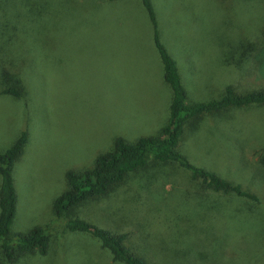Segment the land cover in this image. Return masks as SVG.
<instances>
[{"label":"rangeland","instance_id":"obj_1","mask_svg":"<svg viewBox=\"0 0 264 264\" xmlns=\"http://www.w3.org/2000/svg\"><path fill=\"white\" fill-rule=\"evenodd\" d=\"M151 2L189 101L217 98L226 84L241 91L264 84V46L240 68L222 62L231 54L225 39L262 42L264 0ZM45 10L41 20L25 23L15 43L28 94L22 100L0 94V151L26 128L11 171L16 209L8 234L43 226L49 240L44 255L8 262L0 253V260L124 264L97 238L66 230L52 203L67 188L65 172L92 168L117 136L133 141L165 123L170 89L151 25L140 0H49ZM178 150L258 201L201 187L186 169L149 161L82 202L78 217L125 232L147 264H264V105L186 126Z\"/></svg>","mask_w":264,"mask_h":264},{"label":"trees","instance_id":"obj_2","mask_svg":"<svg viewBox=\"0 0 264 264\" xmlns=\"http://www.w3.org/2000/svg\"><path fill=\"white\" fill-rule=\"evenodd\" d=\"M148 16L152 40L157 50L164 82L169 86L170 99L165 123L154 135L139 136L133 141L117 136L109 150L96 156L92 168L82 172H65L67 188L52 203L55 217H64L65 229L80 231L97 238L100 245L110 251L115 261L124 264H147L143 255L134 252L127 244V234L108 231L77 215V209L86 199H94L107 193L130 172L143 168L149 161L175 164L186 169L201 187L215 192L232 193L258 201V198L243 190L239 184L221 177L216 172L193 165L178 150L185 127L194 129L198 122L213 116H223L230 110L247 106L264 105V84L248 87L243 91L226 84L220 96L206 101H189L181 82L176 61L160 40L158 20L151 0H140ZM49 0H0V94L22 100L27 96V86L17 59L14 58L15 43L25 35L26 22L41 20ZM231 9V8H230ZM48 12V11H47ZM50 14V13H49ZM264 20V18H263ZM258 45L248 36L237 40L225 39L224 46L231 53L222 55V62L240 68L246 64L251 52L264 46V30ZM236 53V54H235ZM2 55V56H1ZM4 56V57H3ZM27 130L22 129L9 147L0 151V253L11 262L18 256L37 252L46 253L48 235L43 226H34L26 233L8 234L16 209V195L11 175L14 162L21 155L27 141ZM260 163L264 164V154ZM0 264L3 262L0 260Z\"/></svg>","mask_w":264,"mask_h":264}]
</instances>
